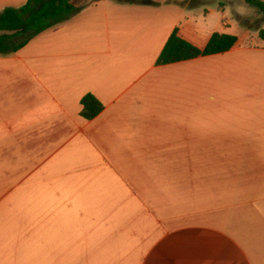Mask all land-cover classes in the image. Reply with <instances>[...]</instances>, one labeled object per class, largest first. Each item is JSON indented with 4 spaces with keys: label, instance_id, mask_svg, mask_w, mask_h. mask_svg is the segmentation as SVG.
Listing matches in <instances>:
<instances>
[{
    "label": "crops",
    "instance_id": "crops-1",
    "mask_svg": "<svg viewBox=\"0 0 264 264\" xmlns=\"http://www.w3.org/2000/svg\"><path fill=\"white\" fill-rule=\"evenodd\" d=\"M71 1L0 53V264H264V17L244 0ZM173 31L236 41L157 63Z\"/></svg>",
    "mask_w": 264,
    "mask_h": 264
},
{
    "label": "trees",
    "instance_id": "trees-1",
    "mask_svg": "<svg viewBox=\"0 0 264 264\" xmlns=\"http://www.w3.org/2000/svg\"><path fill=\"white\" fill-rule=\"evenodd\" d=\"M244 2L254 6L264 17L263 0H244ZM75 11L76 7L71 0H26L19 7H5L0 11V53L7 54L18 50L30 38L66 20ZM259 37L264 40V28L259 29ZM235 41L234 35L213 32L206 45L198 48L173 31L161 49L157 63L223 52L228 50ZM80 104V114L87 119L94 117L102 109V104L92 94L84 95Z\"/></svg>",
    "mask_w": 264,
    "mask_h": 264
}]
</instances>
